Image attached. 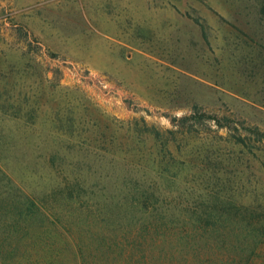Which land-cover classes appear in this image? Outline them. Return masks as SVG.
Masks as SVG:
<instances>
[{
  "label": "rangeland",
  "instance_id": "374dc122",
  "mask_svg": "<svg viewBox=\"0 0 264 264\" xmlns=\"http://www.w3.org/2000/svg\"><path fill=\"white\" fill-rule=\"evenodd\" d=\"M109 220H264V0H0V264Z\"/></svg>",
  "mask_w": 264,
  "mask_h": 264
},
{
  "label": "trees",
  "instance_id": "16d2710c",
  "mask_svg": "<svg viewBox=\"0 0 264 264\" xmlns=\"http://www.w3.org/2000/svg\"><path fill=\"white\" fill-rule=\"evenodd\" d=\"M190 117H184L187 120ZM204 119V115L199 116ZM218 128L225 124L216 117ZM264 220H109L93 245L75 240L78 264H234L232 256L250 247L253 224ZM245 235L241 238L237 228ZM264 248V238L255 250ZM239 251L238 253H236ZM250 259L246 264H250Z\"/></svg>",
  "mask_w": 264,
  "mask_h": 264
}]
</instances>
